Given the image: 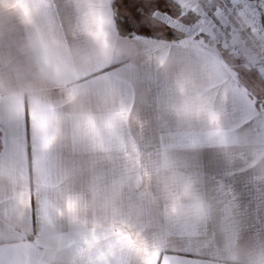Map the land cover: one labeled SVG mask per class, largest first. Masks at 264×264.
Instances as JSON below:
<instances>
[{"label":"snow or ice","instance_id":"snow-or-ice-1","mask_svg":"<svg viewBox=\"0 0 264 264\" xmlns=\"http://www.w3.org/2000/svg\"><path fill=\"white\" fill-rule=\"evenodd\" d=\"M5 2L18 15L38 76L26 77L27 86L21 91H0V107L20 119L27 95L37 144L34 184L25 183L17 171L12 177L15 190L0 204V230L7 227L22 234L18 239L0 240V264H41V248L49 238L65 245V238L52 231L57 218H66L79 232L81 238L67 246L76 247L82 264H132L133 259L137 264H202L204 258L198 252L169 247L165 237L171 241L182 234L194 242L206 240L215 236L218 227L229 233L220 258L238 259L236 246L242 240L236 196L228 185L234 181V189L243 188L248 173L222 177L221 197L212 203L202 197L195 178L171 155L184 142L192 147L207 143L228 151L235 148L238 138L225 130L210 90L191 76L177 81L178 99L165 106L162 116L170 115L181 127L178 134H172L178 135L180 144L166 142L161 135L159 150L149 153L146 162L133 135L132 107L116 87L115 77L93 75L115 57L113 22L108 16L111 0H76L77 31L71 38L57 21L54 0H0ZM124 6L129 22L141 24L150 17L162 30L183 33L185 41L205 56L227 58L264 82V0H124ZM80 37L87 39V45L74 48L70 39ZM214 71L218 75L219 67ZM215 86L222 85L217 81ZM49 87L61 91L64 105L46 94ZM93 93L103 97L97 109L66 113V108L79 105ZM227 96L224 92L225 101ZM66 120L71 121L73 151L83 153L88 161L90 187L80 196L67 193L65 185L84 169L53 164L56 144L68 139ZM197 125L206 127L198 134ZM258 145L264 157V142ZM250 165L257 167L255 161ZM160 175L166 177L162 192L154 185ZM258 185L264 197V179ZM133 201L141 214L153 208L161 211L158 230L148 234L132 223ZM37 224L39 232L34 230ZM251 259L264 264V243L251 251Z\"/></svg>","mask_w":264,"mask_h":264},{"label":"crops","instance_id":"crops-1","mask_svg":"<svg viewBox=\"0 0 264 264\" xmlns=\"http://www.w3.org/2000/svg\"><path fill=\"white\" fill-rule=\"evenodd\" d=\"M54 12L58 23L63 24L64 32L71 38L77 31L76 0H54ZM116 14L128 16L124 0H111L108 10L109 19L113 22L110 27L114 36L115 57L110 64L102 66V71L93 75L108 74L115 77L116 87L132 107L133 135L145 154L146 162H149V153L155 154L159 150L161 135L165 136L166 142L180 144L178 135L173 137L172 134H178L181 127L170 115L162 116V110L166 105L177 101L176 84L184 75L193 77L202 88L210 90V99L214 102L226 131L248 143L258 145L264 142V82L258 76L254 77L227 58L220 60L215 56H205L186 42L184 35L178 38L166 37L174 32L162 30L158 22L150 17L141 24L130 22L132 32L128 35L121 34ZM70 42L73 47H84L88 43L85 37L70 39ZM216 67H219L218 75L214 71ZM29 76L37 77L38 73L27 54L24 29L19 24L17 13L6 2L0 3V81L3 83L0 91L23 90L27 86L25 78ZM224 80L227 82L224 83ZM217 81L221 83V87L215 86ZM224 92L228 93L227 101L223 99ZM46 94L58 105H64L60 90L49 87ZM102 100L103 97L98 93L87 95L79 105L66 108V113H73L81 108L95 110ZM204 127L206 126L197 125L195 131L199 134ZM65 136L68 139L62 138L54 148L53 164L77 171L83 168L80 175L65 185V191L73 196L84 195L90 187L88 161L83 153L73 151L70 120H66ZM36 144L27 95L24 115L20 119L10 117L0 107V204L8 199L7 193L15 190L12 177L17 171L22 172L25 183L34 184L33 150ZM171 155L179 167L195 178L200 193L211 195L215 199L221 197L222 177L247 172L248 178L243 188L234 189V181L228 185L236 196V223L242 240L236 246L238 259L245 244L264 241V197L260 195L258 185V181L264 179V173L259 167L251 169L246 151L236 148L228 151L207 143L192 147L190 142H184ZM116 171H119L118 165ZM253 192L256 193L255 196L251 195ZM33 203L35 206V199ZM143 218L145 223L152 224L155 214L145 213ZM34 230L39 232L40 225L37 224ZM52 231L65 238V249L59 264H82L76 247L67 246L75 245L81 238L79 232L66 218H57ZM21 235L7 227L0 230V240L18 239ZM165 242L169 247L182 249L185 253L198 252L204 258L202 264H215L223 244V240L218 238L217 230L214 237L206 240L194 242L177 234L171 241L165 237ZM57 243L51 238L45 242L41 248V264L50 246Z\"/></svg>","mask_w":264,"mask_h":264},{"label":"clouds","instance_id":"clouds-1","mask_svg":"<svg viewBox=\"0 0 264 264\" xmlns=\"http://www.w3.org/2000/svg\"><path fill=\"white\" fill-rule=\"evenodd\" d=\"M235 148L246 151L250 158V161H255L257 167H259L260 171L264 173V157H261L259 154L258 151L259 145L248 143L243 139L238 138ZM165 181H166V177L164 175H160L155 178L154 185L162 192ZM202 197L208 202H212V203L215 202V198L211 195H202ZM139 207H140L139 204L133 201L129 209L131 213L132 223L137 228L141 229L142 231L148 234H151L153 231L158 230V226L160 225L161 222V211L157 208H153L151 212L155 214V219L152 224H147L144 221L143 214L139 213L138 211ZM217 235L218 238H221L223 240V244L221 248V250H223L225 240L228 238L229 233H227L223 228L218 227ZM259 243H264V241L245 244V247L240 252L239 259L236 260L221 259L219 257V259L216 260L215 264H259L258 261H254L251 259V251ZM64 249H65V245L59 242L54 246H50V248L47 251L46 257L42 261V264H59ZM132 264H137L135 259H133Z\"/></svg>","mask_w":264,"mask_h":264},{"label":"trees","instance_id":"trees-1","mask_svg":"<svg viewBox=\"0 0 264 264\" xmlns=\"http://www.w3.org/2000/svg\"><path fill=\"white\" fill-rule=\"evenodd\" d=\"M117 27L119 32L124 35H128L132 32V24L126 20V17L116 14ZM183 33L174 32L172 34L166 35L168 38H178L183 36ZM165 37V36H164Z\"/></svg>","mask_w":264,"mask_h":264},{"label":"built area","instance_id":"built-area-1","mask_svg":"<svg viewBox=\"0 0 264 264\" xmlns=\"http://www.w3.org/2000/svg\"><path fill=\"white\" fill-rule=\"evenodd\" d=\"M263 107H264V103H263Z\"/></svg>","mask_w":264,"mask_h":264}]
</instances>
